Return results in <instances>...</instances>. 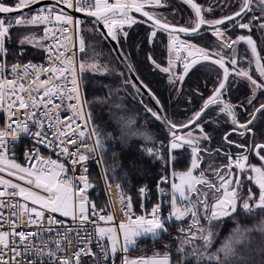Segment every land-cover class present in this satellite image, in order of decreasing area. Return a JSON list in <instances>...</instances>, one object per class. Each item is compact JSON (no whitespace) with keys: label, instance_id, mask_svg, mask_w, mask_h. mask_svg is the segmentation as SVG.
<instances>
[{"label":"snow or ice","instance_id":"6c2138e0","mask_svg":"<svg viewBox=\"0 0 264 264\" xmlns=\"http://www.w3.org/2000/svg\"><path fill=\"white\" fill-rule=\"evenodd\" d=\"M40 2L41 0H13L12 4L9 5L6 0H0V108H3L7 101L10 118L16 116L19 109L26 110L22 118L12 121L7 129H0V173L7 172L10 177H15L18 181L24 182V185H27L23 186L19 182L5 179L3 175H0V264H34L33 261H24L22 259L30 253L39 257L46 255L52 261V264H81L83 257H95L97 255L91 248L93 242L91 234L85 232L82 236L79 231H76L75 238H73L69 233H72L74 229L67 228L64 233H57L59 239L49 242L44 240L41 232H52L53 228L51 225L63 223V221L56 220L51 215L46 217V212L60 213L64 217H71L73 220H78L81 225L89 222V206L92 209L91 214L93 216L98 215L95 205H90L85 194L86 189L91 187L87 177L85 175L79 177V181L82 182L83 186L76 189L80 193L77 200L73 193V181L62 176L67 171L64 164L51 159L45 160L39 158V154L36 153L38 159L32 162L30 166L24 167L16 163L14 158L8 159L5 155L7 152L5 138L11 136L13 139H16L19 132H29V122L31 121L38 126L39 130L33 133L38 142L47 143L50 147L58 148L62 155L72 158L73 166L88 159L87 155L80 152V145H78L77 139L74 138L77 130L81 128L80 124L75 123V119H83L84 115L81 110L77 73L85 69V63L74 64L73 59L66 56L69 45L72 43V37L76 34L80 21L74 20L73 16L64 12L62 8L57 9L55 6H45L35 14H31L28 17L24 16L25 10L31 13L33 6L39 5ZM57 2L68 9L75 7V10L78 12H83L102 20L108 30L105 38L111 37L117 43H119L118 33L122 34L125 38L128 35L127 32L123 31V27L125 25L130 27L132 24L137 23L136 19L130 15L132 11L137 13L142 12L144 17H148L149 20L153 21L154 29L168 31L170 36H173L177 31L195 34L201 30L202 26H208L219 39L225 35V32L221 28L225 24L241 30H247L251 33L255 23L260 30L264 31V0H255V5L254 0H241L238 11L213 20H208L204 16L205 12L210 13L212 11L211 7L203 8L201 5L195 3L194 0H185L194 10L196 20L190 28L180 27L178 29L169 23H162L160 18H156L149 11L144 10L148 5L160 6L161 0H114L112 3L109 0H57ZM254 6L259 10L260 15H253L245 21V17L253 12ZM13 13L16 15H10ZM53 23L62 26L59 28L47 27ZM35 25H45L43 39L52 40V43L46 46L49 53L50 66L45 67L31 63L26 65L13 64L10 71L15 74L14 78L4 79L3 73L7 65L3 62V57L7 55L8 51L5 47V41L11 39L9 35L10 31L14 27ZM58 33L63 36V43L58 38ZM155 36L156 31L154 30L151 33V37ZM241 42L248 45L252 54L247 69L236 67L239 60L244 59V57H238L236 48L234 47ZM19 43L21 45L37 44L38 46H44L34 35L25 36ZM171 47L177 53V60H181L182 48H185L186 56L182 60V74L177 75L173 71L171 59L169 60V67L161 69L165 73H171L169 76L170 83H182L189 71L202 61L214 63L223 69L222 79L218 82L217 87L213 89V95L208 97L202 105L201 110L194 113L192 118L180 125L165 119V123L169 125L171 136L168 145L170 152L184 149L187 145L191 148L192 153L191 168L179 174L180 184H172L174 193H179L180 199L186 202L185 208L182 210L177 206V196L174 194L171 199L173 211L166 218L167 220H172L173 218L182 220L186 215L191 214L193 223L189 225L187 237L182 242L180 251H183L184 244H192L197 239L201 240L205 247H210L215 235L211 228L212 222L236 213L242 180L239 174L232 172L233 166L238 168L240 172H253L254 176L247 178L250 181L254 180V183L259 188L258 195L253 193L251 189L248 190L247 199L241 205L242 210L249 214L255 212L257 209L264 210V167H256L246 163L248 161V153H254L261 161H264V155H261L264 152V143L250 144L247 148L244 145H237L238 148H244L245 152L234 154V159L231 155L225 153L228 156L229 164L217 168L213 172L215 178L220 182L219 187L212 180L205 178L203 169L200 171L199 178L193 174L194 170L200 168V141L210 139L209 135L204 132L200 121L206 110L211 106L222 105L221 111L231 117V121L235 126L233 132H238L242 136L254 135L253 127L256 113H264V104H261L258 108H254L249 120L240 123L235 112L238 106L224 102L222 96L224 91H226L229 76L235 75L241 79H246L252 86L253 97L248 100V103L251 105L252 100L255 99V93L257 91L264 92V81L258 82L257 79L253 78L252 65L254 64L255 71L259 73V76L264 77V57L261 56V50H258L257 42L251 34L240 35L230 41L221 39V51L214 53L203 48H198L196 45L189 44L185 46L184 41L177 43L175 38L172 40ZM223 49L230 50L227 58L223 55ZM78 51L85 52L83 37L79 38ZM188 57L192 59L189 60ZM213 57L217 58L213 59ZM149 59L151 60V57ZM152 63L155 67L160 68V65H157L154 60H152ZM226 64L233 66L231 71ZM87 67L99 70L102 66L92 63L87 65ZM129 67L131 68V66ZM104 70L106 71V69ZM45 73L48 74V78L41 80L40 76ZM69 77L71 78L70 88L66 87L63 83ZM127 83H131L133 87H136L139 93L140 88L137 87L136 82L127 81ZM139 84L150 95H153L151 90L142 81H139ZM41 90L43 91L41 92ZM57 97H59L62 103L65 99L76 101V103L67 105L68 108L72 109L73 116L66 118V122H62L57 115L58 110L62 106V103L57 104L55 102ZM153 99H155L154 95ZM239 107L243 109V105H239ZM41 109L42 118L37 116V112H40ZM146 111L150 112L157 119H162L151 108H146ZM88 116L90 118V113ZM53 118L56 120L55 126L52 123ZM45 120L49 122L48 128L54 129L50 134L51 139L49 138V133L42 131L45 126ZM12 124H15L16 127L13 128ZM189 126H194L198 129L199 135H193L192 132H189L187 137H185L178 133V128H189ZM94 131L95 129H93ZM231 134L230 132L224 136L225 142L229 144L234 143L228 140V136ZM78 135L79 137H84L85 132L80 130ZM95 143L97 145L100 144L99 138L96 139ZM81 144H83V141H81ZM67 145H77L76 150L70 152ZM89 150L95 151L94 148ZM145 151L151 155H159L158 149L155 152L152 149H145ZM204 151L207 150L205 149ZM26 160L33 161V154L26 153ZM198 184L206 185L208 190L217 194L211 205L208 203L207 191L203 193V198L200 199L201 194L196 189V185ZM117 188H119V185H117ZM145 190V188H141L139 191L143 194ZM186 190L197 192L196 205L189 206L192 204V201L189 196L185 195ZM17 198H22L24 202L21 203ZM120 199L122 205H124L121 211H124L127 216V223L121 222L118 225L119 230H122V239L115 226L97 228V243L105 237L111 241L110 248L101 246L100 254L103 255L105 260L109 258L110 254L114 255L117 251L127 252L129 246L134 244L136 238L140 236L151 234L157 237L161 231H167L165 219H162L160 216V204L155 205L149 214L139 215L133 219L131 214V198H126V204H124L125 197L123 194ZM249 201H252V203L250 204ZM29 202H31V207H29ZM5 210L8 212L7 215L5 214ZM113 219L111 214L106 216L98 215V220L100 221L111 222ZM201 219L207 222L208 227L200 223ZM4 224L8 225V230H4ZM29 225L36 226L38 231H17V228H26ZM45 225L48 227H45ZM181 231H184V229H181ZM246 231L249 230L236 229L232 236L218 249L217 253L208 256V259L216 261L217 264H236L237 260L243 261L244 257L239 256L235 245L247 240ZM261 231H264V228ZM36 238L40 239V245L33 243ZM74 245V250L69 253L68 249ZM193 254L197 255L195 251ZM198 255L201 258L204 256L203 253ZM221 255L223 259H221ZM124 264H170V257L165 254L163 257H153L147 260L140 258L139 260L131 261L125 258ZM261 264H264V261Z\"/></svg>","mask_w":264,"mask_h":264},{"label":"trees","instance_id":"16d2710c","mask_svg":"<svg viewBox=\"0 0 264 264\" xmlns=\"http://www.w3.org/2000/svg\"><path fill=\"white\" fill-rule=\"evenodd\" d=\"M240 1L235 0L228 8H225L224 5L231 2V0H194L195 3L201 5L203 8H212L210 13H204L205 18L208 20L219 19L238 11ZM6 2L11 5L13 0H6ZM156 10L167 15L171 22L170 25L176 27L190 28L196 20L193 11L180 0H167L162 8ZM147 11L150 12L151 9ZM30 14L28 12L24 16L28 17ZM253 15L256 14L249 13L245 17V21ZM134 16L138 20L143 21L140 17ZM88 23L91 22L83 21L82 25H87ZM229 27L230 25L228 24L221 26L224 30ZM255 27L256 24L254 23L251 33L247 30L231 28L227 30L226 36L232 40L240 35L251 34L253 39L257 40L260 34ZM18 31H21V33H18ZM22 31H27V34L34 35L43 44L40 27H14L9 33L11 39L5 41V47L8 50L5 58L8 64L36 62L41 59L42 46H38L37 44L19 45L17 43L22 38ZM152 31L154 29L149 25L137 22L130 27L128 26L125 30L128 33L126 38L118 33L119 43L117 41L116 43L134 74L144 85H147V88L151 90V93L159 101L165 118L177 125L184 124L193 117L194 113L201 110L204 102L213 94V89L217 87L218 82L222 79V71L211 63H198L184 77L182 83H170L168 80L169 75L159 71L152 63V60H154L161 67H164L163 65L166 64V33L158 30L156 31V36L151 37ZM185 38L202 48L219 51L220 41L209 33L207 26H202L198 34ZM103 45L113 54L106 41H104ZM236 48L238 56L244 57L246 60L244 62L240 59L238 65L244 68L248 67L247 60L251 56L248 45L241 42L236 45ZM224 53L228 56L230 50L225 49ZM149 57H151V60ZM119 68L121 69L120 66ZM121 71L123 70L121 69ZM182 72L183 69L179 68L176 74L180 75ZM81 77L84 98L90 113L92 131L95 129L93 132L94 139L95 141L97 138L100 140V144H96L100 167L96 163H92L90 170L91 187L87 196L90 205H95L96 209L102 210L105 215H108L103 185L105 182L111 186L119 185L121 195L123 194L125 197L124 202L127 203V197L131 198V213L139 214L140 200L137 196V188L145 184L151 196V201L147 204L146 211L150 213L155 205L160 204L164 213L167 212L168 208L165 206L164 200L168 188L166 191H161V189L165 186V180L162 181V178L169 174V159L171 158L170 164L173 173L179 175V173L186 171L191 164V148L186 145L184 149L174 150L169 153L168 142L171 139L170 133L159 124L156 117H151L149 113L141 115V119L146 118L150 130L153 132L150 142L128 140L121 143L118 141V135L112 122L108 120V115L100 109L101 103L106 100L108 95L106 86L113 85L114 81L106 76L84 73L81 74ZM127 81H129L128 78ZM129 85L132 87L131 84ZM134 97L139 103L143 104H141L142 106L152 109L150 104L136 92L134 93ZM252 97L253 91L249 84L235 75L229 76L226 91H224L222 99L232 105L238 106L235 112L240 123L249 120L254 108L264 104V92L257 91L255 99L252 100V104L250 105L248 100L252 99ZM127 99L132 100L133 98ZM239 105H243V109ZM220 110L221 107L212 108L204 114L200 121L204 132L209 135L210 139L200 141V168L196 169L195 173L200 175V171L203 169L205 178L210 180L215 178L213 172L217 168L229 164V161H227L228 156L225 153L235 157L234 154L239 152V149L234 148L233 144H229L224 140V136L227 133H232L233 127L230 124L229 116ZM194 129L196 128L194 127L191 131L193 132ZM253 133L254 135L244 136L231 134L228 136V140L246 147L250 144L264 143V113L259 114L253 127ZM148 148L154 150V152L158 149L159 155L149 154L145 151ZM205 149L207 151H204ZM261 155H264V152ZM250 162L258 164L257 160L253 157H251ZM232 169H234V172H239L234 167ZM201 191L203 193L207 191L210 200L214 199L217 195L214 194L210 197V191L202 188ZM193 202L191 205H196ZM89 208L91 207L89 206ZM253 216L258 218V215ZM256 218H253L252 221L249 220V224H243L244 227L251 226L256 221ZM236 220L238 222L241 221L238 215L230 216L228 219H224L221 222L222 224L220 223L218 230H220L222 236L235 227ZM192 223L191 214L186 215L182 220L177 221L173 219L172 221H165L167 231H161L160 235L156 238H137L134 246L127 250V252H123V255L125 258L137 259L144 256L163 257L167 254L170 257V264H207L198 259L190 248H184V245L183 251H180L182 242L188 234L189 225ZM181 229H184V231H181ZM200 244H197V247L201 248L202 245ZM81 264L100 263L95 257L86 256L81 260ZM109 264H119L118 251L112 256Z\"/></svg>","mask_w":264,"mask_h":264},{"label":"rangeland","instance_id":"374dc122","mask_svg":"<svg viewBox=\"0 0 264 264\" xmlns=\"http://www.w3.org/2000/svg\"><path fill=\"white\" fill-rule=\"evenodd\" d=\"M166 1L167 0H161L160 6H151V5H148V6L151 9V11H150L151 14H153L156 18H160L162 22H169V24H170L171 22L169 20V17H167V15L162 14L158 10H156V9L162 8L164 6V4L166 3ZM234 1L235 0H231V2L226 3L224 5L225 8H228V6H230L231 3H233ZM109 2L112 3V2H114V0H109ZM240 3H241V1H240ZM150 9H148V10H150ZM254 14H256V16L260 15L258 13H254ZM130 15L132 17H134L138 23H142V24L144 23V21L138 20V18H136L132 13H130ZM102 24L104 25L103 21H102ZM27 27H33V26H27ZM34 27H36V26H34ZM104 27H105V25H104ZM150 27H152V26H150ZM127 28H128V25H125L123 27V31L125 32V30ZM231 28L235 29V27H231V26L228 29H225V30L222 29V31L225 32V35L219 39L213 34V30L211 28L208 27V31L215 39H218V41H220L221 39L224 41H230V39H228V37L226 36V32H227V30H229ZM255 29L257 31H259V34H260V36L257 38V40L255 39L257 42L258 50H261V56L264 57V31L260 30L258 28V26H256ZM106 30H107V28H106ZM155 31H158V30H155ZM26 32L27 31H22V34H21L22 38L19 39L17 41V43H19L20 40H23L25 38V36L31 35V34H27ZM18 33H21V31H18ZM80 37H83V39L85 41V52H81L79 55V63L84 62L85 63V69L82 72L80 71V74L84 73V74H88V75L106 76V77H108L114 81V84L112 83L113 85L110 84L109 86H106L108 95H107L106 100L101 103L100 109L103 110V113L108 115V120H110L112 122V125L115 128V132L118 135V141L123 143V142H126L128 140H133V141L142 140L143 142L149 143L151 138L153 137V135H152L153 132L150 130L149 124H148V121L146 120V118L141 119V115H145L148 113L151 115V113L146 111L147 107L142 106L143 104L139 103L136 100V98L134 97V93L136 91L132 87H130V85H129L130 83H127V78L124 75L123 71H121V69L119 68L118 63H117L114 55L111 54L104 47L103 43L105 40H104L103 36L97 30V28L95 27V25L93 23H88L87 25L85 24V25L81 26ZM185 37L186 36H183V35L170 36L169 34H166V49H167L166 64L163 66L169 67V60L171 59L173 62V71L175 73H176V71H178L179 68L180 69H183V68H182V66H180L181 65L180 60L176 59V56H177L176 51L171 47L172 40L175 38L177 43H179V41H184L185 46L189 45V44L195 45L194 43H192L191 41H189ZM42 40H43V33H42ZM19 45H21V44L19 43ZM196 46L199 48H202L198 45H196ZM234 47L236 48V45ZM203 49H205V48H203ZM206 50H208L209 52H213V53L218 51V50H209V49H206ZM224 50L225 49H223V55L225 56V58H227V56L224 53ZM248 50H250V49H248ZM219 51H221L220 47H219ZM236 52H237V48H236ZM181 56L182 57L186 56L185 48L181 49ZM238 57H240V56H238ZM214 58H217V57H214ZM251 58H252V54H251L250 58L247 60L248 65H249V61ZM241 60L246 62L245 59H241ZM92 63H96L102 67L99 70L88 68L87 65L92 64ZM226 65L229 67V69L231 71L233 66L231 64H226ZM164 67L160 66V68H158L159 71L164 73L161 70ZM236 67L244 68L243 66L241 67L239 65H237ZM248 67H245V69H247ZM104 69H106V71ZM167 74L169 76L171 75V73H167ZM177 75H179V74L177 73ZM252 75H253V78L257 79L258 82L264 81V77H260L259 73L255 71L254 64L252 65ZM81 79H82V77H81ZM168 80H169V77H168ZM242 80H244L247 84L250 85V83L246 79H242ZM109 91H110V93H109ZM127 95H129L133 99L132 100L127 99V98H130ZM85 103H86V101H85ZM86 106H87V104H86ZM87 111H88V108H87ZM88 114H89V111H88ZM151 117H154V116L151 115ZM191 130H189V131L192 132ZM189 131L182 133L181 135H184L185 137H187V134L189 133ZM192 134L193 135H199V130L194 129ZM93 136H94V134H93ZM94 142H95V139H94ZM95 146H96V143H95ZM96 148H97V146H96ZM171 152H173V151H171ZM169 153H170V150H169ZM234 158L235 157H233V159ZM191 160H192V154H191ZM227 161H229L228 157H227ZM170 163H171V158L169 159V162H168V167L170 168L168 170L169 174L162 178V181L165 180V186L163 188V191H166V189L169 187L170 191H171L170 198L172 199V196L175 194L177 196V203H179V204H177V206L183 210L185 208L186 202L182 201L179 197V193H174V190L172 188L173 183L180 184V175L173 173V169L171 168ZM254 166L262 167V165L260 163L255 164ZM233 167L237 171L240 172V170L238 168H236L235 166H233ZM190 168H191V164L188 167V169H186V171H188ZM186 171H184V172H186ZM195 171L196 170H194L193 174L199 178L200 175L195 173ZM232 172L235 173L234 169H232ZM181 173H183V172H181ZM238 174L240 176V179L242 180V185L239 189L240 199L237 202L236 213H233L231 216L238 215V217L240 218L241 221L238 222L236 220L235 227L230 229L229 231H227L226 235H224V236L221 235L220 230H218V229H219L220 223L223 222L224 219H226V218L228 219V217H230V216L223 217L222 219H220L218 221H213L211 228H212V231L214 232L215 235H214V239H213V242H212L210 247H205L203 242L199 239L195 240L192 244H184V248H186V249L190 248L191 251H193V252L195 251L197 253L196 257L198 259H200L201 261H203L204 263L217 264L216 261H210L208 259V256H210L214 253H217L218 249H220L223 246V244L229 239V237L232 236L233 232L238 228L241 230H249V231H246L247 240L241 244L235 245L239 256L244 257L243 261L237 260L236 264H261V262L264 261V251H262V250H264V231H261V229L264 228V210L257 209L255 212L249 214V213H246L245 211H243L242 207H241L244 200L247 199L248 190L251 189V191L253 193H256L258 195L259 188L254 183V180H252L251 182L246 181L248 176H254L253 172L245 171L243 173H238ZM165 178H167L169 181H167V179H165ZM212 181L216 184L217 187H219V185H220L219 180L214 178ZM201 188L208 190L206 185H199V184L196 185L197 190L201 191ZM208 191H210V190H208ZM193 193L195 195L196 192H189L187 190L185 191V195L189 196V198ZM201 194H203L202 191H201ZM214 194H215L214 192L210 191L209 196L212 197ZM200 199H202V198H200ZM190 200L192 201L191 198H190ZM213 200L214 199L210 200L208 198L209 205H211L213 203ZM196 202H197V198H195L193 204H196ZM249 203L251 204L252 201H249ZM29 204H31V202H29ZM189 206H192V205H189ZM172 211H173V207H172ZM53 214H55L61 218H66V219L71 218V217H64L60 213H53ZM253 215H258V218H256ZM253 218H256V221L251 226L244 227L243 224H249L248 221L249 220L252 221ZM173 219H175V218H173ZM172 220L165 219V221H172ZM200 223L202 225H204L205 227H208V224L204 219H202L200 221ZM193 231H194V229H193ZM140 237H142V238H144V237L156 238V237L152 236L151 234H146V235H143ZM140 237H138V238H140ZM199 243H201L200 245H202L201 248L197 247V244H199ZM110 245H111V242H110ZM133 246H134V244L130 245L128 250L130 248H132ZM200 253L204 254V256L202 258L198 255ZM127 259H132V258H127ZM221 259H223L222 255H221Z\"/></svg>","mask_w":264,"mask_h":264},{"label":"built area","instance_id":"2783aa9c","mask_svg":"<svg viewBox=\"0 0 264 264\" xmlns=\"http://www.w3.org/2000/svg\"><path fill=\"white\" fill-rule=\"evenodd\" d=\"M50 1H54V2L58 3L57 0H50ZM40 9L41 8L31 11V14H35ZM71 10L74 12L76 11L75 7ZM73 18H74V20L80 21V23H79L78 29L76 31V34L73 35V37H72V43L69 45V49L66 53V56L69 58H72L74 61V64L78 65L79 64V55L81 53L78 51V41L80 38V29H81L83 20H80V19L76 18L75 16H73ZM35 26L40 27L42 30V33L44 34V28L46 27L45 25H35ZM61 26L62 25L53 23V24L48 25L47 27L59 28ZM57 35H58V38L61 40V43H63L64 42L63 36L60 33H58ZM65 35H67V34H65ZM51 43H52L51 39H43V45L44 46L42 47V56H41V59L39 61H36V62L30 61V62L15 63V64L26 65V64L31 63L34 65H42L45 67L50 66V64H49V53L47 51L46 46L48 44H51ZM73 45H75V47H73ZM183 58H185V57L181 56V60H180L181 66H183L182 65ZM188 59L190 60L192 58L188 57ZM3 62H5L7 65V68L5 69V71L3 73L4 79H13L15 74H13L10 71L11 66L13 64H8L5 56L3 57ZM77 76H78V83H79V90H80L81 110L84 113V115H83V119H75V123L80 124L81 128L77 130L76 136L74 138L77 139L78 145H80V152L88 156L87 161L80 162V163L76 164L75 166H73L72 165V158L67 156V155H62L58 148L50 147L47 143L38 142V139L33 135V133L39 129H38V126L31 121L29 122V132H19L18 138H16V139H13L11 136H8L5 138V143H6V147H7V152L5 153V155L8 159L14 158L16 163H18L24 167L30 166V164L32 162H34L38 159L36 156V153L39 154V158H43L45 160L51 159V160L57 161L58 163L64 164L65 169L67 171L65 173H63L62 176L66 177L68 179H71L73 181V193H74V196L76 197V199L78 200L80 193L77 192L76 189L78 187L83 186L82 182L79 181V177L81 175H85L87 177L88 183L90 184L91 164L96 163L100 167V160H99L97 148L95 146L92 126L90 123V119H89L88 111H87V106L85 103L83 83H82L80 71H78ZM46 78H48V74H46V73L42 74L40 76L41 80L46 79ZM70 79L71 78L69 77L68 80H65L63 82L65 84V86L69 87V88L71 87ZM42 91L43 90H41V92ZM55 102L57 104L62 103L61 100L59 99V97L56 98ZM70 103H76V101L75 100L69 101V100L65 99L62 103V106L60 107V109L57 112V115L62 122H66V118L73 116L72 109L67 107V105ZM25 111L26 110H24V109H19L17 111L16 116H13L10 118L9 113H8V109H7V101H6L5 106L3 108H0V129H7L9 124L12 123V121H15L17 119L22 118ZM37 116L42 118V109L40 112H37ZM48 123H49L48 120H45V126H44V129L42 131L49 133V138L51 139L52 137L50 134L54 129L48 128ZM52 123L55 126V124H56L55 118H53ZM12 127L15 128L16 125L12 124ZM80 130H83L85 132L84 137H79L78 133ZM81 141H83V144H81ZM67 146L69 147L70 152L75 151L76 147H77V145H67ZM93 148L95 149V151L89 150V149H93ZM26 153H32L33 154V161L26 160ZM85 169H86V171H85ZM0 175H3L5 179H12L14 182H19L23 186H27V185H24V182L18 181L15 177H10L7 174V172L0 173ZM167 181H169V180L167 179ZM103 185H104V193H105V197H106V202H107V206H108V214H111L113 216V218H114L113 221L107 222V221L98 220V215H105L99 209H96L98 215L93 216L91 214L92 209L89 208L88 209L89 222L85 223L83 225H81L78 220H73L72 218H68V219L61 218V217H58L57 215H55L53 213L46 212L45 213L46 217L51 215L56 220L63 221V223L51 225V227L53 228L52 232H41V235L43 236L44 240L51 242L55 239H59V236L57 235V233H64L67 228L74 229V231L72 233H69V235L73 238H75V232L76 231H79L82 236L85 234V232H87L88 234H91L93 237V242H92L91 248H92V251L94 253H97L95 258L98 260V262L100 264H109L111 262L113 255L110 254L109 258L107 260H105L103 255H101L100 253H101V246H103L105 248H110V242L111 241L107 237H105L104 239L100 240L99 243H97V240H96V237L98 236L97 228L98 227H113V226H115V227H117L118 232L120 233L121 239H122V230H119L118 225L121 222L127 223V216L125 215L124 211H121V209L123 208L124 205H122V203H121V199H120L121 192H120L119 188H117V186L108 185L105 182L103 183ZM141 188L146 189L143 194L139 191ZM33 190H37V189H33ZM37 191H39V190H37ZM89 192H90V187L88 189H86V191H85L86 196H88ZM41 194H43V192H41ZM170 194H171V191H170V188L168 187L166 194H165L166 198L164 200V204L168 208L167 212L164 213L162 207H160V216L162 219H166L169 216V214L172 212V204H171ZM137 196L140 200V213L139 214H132L131 213L133 219H135V217L139 216V215L149 214L146 211V208H147V204L151 201V196L149 194L148 187L145 184L140 185L137 188ZM17 199L20 200L21 203L24 202L21 198H17ZM124 204H126V203L124 202ZM29 206L31 207L32 205L29 204ZM5 214L6 215L8 214L7 210H5ZM45 227H48V226L45 225ZM4 230H8L7 224H4ZM17 231L28 232V231H38V229L34 225H29L26 228L25 227L17 228ZM33 243L35 245H40L41 241L39 238H36L33 241ZM74 247H75V245L72 248L68 249L69 253L72 250H74ZM118 252H119V264H124L125 258L123 255V251H118ZM141 258L147 260V259H150V256H144ZM22 259L24 261H29V260L33 261L34 264H52V261H50L46 255L43 257H39V256H36V255L30 253L28 256L23 257ZM139 259L140 258L128 259V260L131 261V260H139Z\"/></svg>","mask_w":264,"mask_h":264},{"label":"water","instance_id":"95a60500","mask_svg":"<svg viewBox=\"0 0 264 264\" xmlns=\"http://www.w3.org/2000/svg\"><path fill=\"white\" fill-rule=\"evenodd\" d=\"M182 1L183 3H185L194 13V10L192 9L191 5L186 3L185 0H180ZM45 6H48V7H52V6H55L57 9H63L64 12H66L67 14L71 15V16H75L76 18L80 19V20H83V21H89L91 23H93L95 25V27L97 28V30L101 33V35L103 36L104 40L106 41V43L108 44V46L110 47L117 63L119 64V66L121 67V69L124 71L125 75L127 76L128 80L129 81H132V82H136L137 83V87L140 88V91L139 93L137 92V88L136 87H133L132 84L131 86L133 87V89L136 91V93L142 97L143 99H145L149 104L150 106L152 107L153 111L154 112H157L161 117L162 119H157V121L159 122V124L161 126H163L166 130L169 131V125L167 123H165V115H164V112H163V109L160 105V103H157V99H153V95H150L149 92L144 89L140 84H139V79L137 78V76L134 74V72L132 71V69L129 67V64L127 63V61L125 60L122 52L120 51L119 47H118V44L116 43V41L112 40L111 37H107V31L106 28L104 27V25L102 24V20L96 18V17H92V16H89L87 15L86 13H83V12H78V11H72L71 9H68L66 6L64 5H60L54 1H50V0H41L40 4L39 5H36V6H33L32 8V11L35 10V9H39V8H43ZM29 11L28 10H25L24 11V14L25 13H28ZM132 14L140 17L146 24H148L149 26H152L153 27V21L149 20L148 17H144L142 12L141 13H137L135 11H132L131 12ZM10 15H16L15 13L13 14H10ZM195 15V13H194ZM196 18V16H195ZM175 28H180V27H176L174 26ZM156 30H160L166 34H169L168 31H164V30H161V29H156ZM200 32V31H199ZM199 32L193 34L191 32H187V33H181V32H175L173 35H183V36H194L196 34H198ZM115 50V51H114ZM198 59V57H197ZM213 59H215L213 57ZM201 63H211V62H201ZM213 65H215L216 67H218L221 71H222V76H223V69L219 66V65H216L214 63H211ZM197 65V64H196ZM213 95V94H212ZM155 97V96H154ZM223 100V99H222ZM224 102H227L225 100H223ZM215 107H222V105H217V106H211L208 110H206V112H208L209 110H211L212 108H215ZM258 108V107H257ZM260 113H256V119L254 121V124L256 123V120H257V117ZM204 116V115H203ZM167 120V119H166ZM229 120H230V124L231 126L234 128L235 126L233 125L232 121H231V117H229ZM250 127H253V126H250ZM194 126H189V128H178L177 131L179 134H182V133H185V132H188L189 130L193 129ZM254 154V153H253ZM254 157L261 163V165L264 167V161H261L255 154H254ZM154 256L150 257V258H153Z\"/></svg>","mask_w":264,"mask_h":264},{"label":"flooded vegetation","instance_id":"af4514ba","mask_svg":"<svg viewBox=\"0 0 264 264\" xmlns=\"http://www.w3.org/2000/svg\"><path fill=\"white\" fill-rule=\"evenodd\" d=\"M148 9H150L149 8V6H146L145 7V11H147ZM134 15V14H133ZM166 23V22H165ZM144 24H146L145 22H144ZM146 25H148V24H146ZM156 30V29H155ZM160 31V30H159ZM187 37V36H186ZM181 66V65H180ZM179 66V67H180ZM227 66V65H226ZM228 67V66H227ZM182 68H183V66H182ZM229 68V67H228ZM230 70V69H229ZM259 116V115H258ZM258 118V117H257ZM232 134H235V135H239V133L238 132H233V128H232ZM241 136V135H240ZM233 144V146H234V148H236V149H239V152H236L237 154H240V153H244L245 152V149L244 148H238L237 147V144H235V143H232ZM245 148H247L246 146H245ZM251 157H253L254 159H256L255 157H254V154L253 153H248V161L246 162L248 165H255L254 163H251L250 161H251ZM257 160V159H256ZM257 162L258 163H260L258 160H257ZM261 164V163H260ZM263 167V166H262ZM249 172V171H248ZM235 173H239V172H235ZM249 177V176H248ZM247 182H251L248 178H247V180H246ZM197 192H199L200 194H201V191H199V190H197ZM197 192L195 193V195H194V193L190 196V198L192 199V202L195 200V198H197ZM202 195V196H201ZM200 195V198H203V194H201ZM193 197H194V199H193Z\"/></svg>","mask_w":264,"mask_h":264},{"label":"crops","instance_id":"0c3cea01","mask_svg":"<svg viewBox=\"0 0 264 264\" xmlns=\"http://www.w3.org/2000/svg\"><path fill=\"white\" fill-rule=\"evenodd\" d=\"M254 5H255V0H254ZM252 13L260 14L259 10L255 6L253 7V12Z\"/></svg>","mask_w":264,"mask_h":264},{"label":"bare ground","instance_id":"6f19581e","mask_svg":"<svg viewBox=\"0 0 264 264\" xmlns=\"http://www.w3.org/2000/svg\"><path fill=\"white\" fill-rule=\"evenodd\" d=\"M125 258V257H124Z\"/></svg>","mask_w":264,"mask_h":264}]
</instances>
